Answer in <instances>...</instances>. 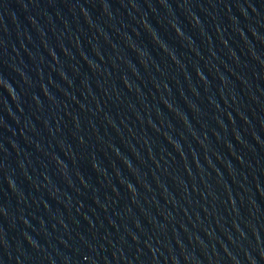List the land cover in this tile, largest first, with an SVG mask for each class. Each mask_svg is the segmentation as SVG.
Masks as SVG:
<instances>
[{
  "label": "water",
  "instance_id": "water-1",
  "mask_svg": "<svg viewBox=\"0 0 264 264\" xmlns=\"http://www.w3.org/2000/svg\"><path fill=\"white\" fill-rule=\"evenodd\" d=\"M0 264H264V0H0Z\"/></svg>",
  "mask_w": 264,
  "mask_h": 264
}]
</instances>
